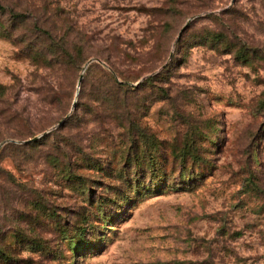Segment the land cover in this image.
Returning a JSON list of instances; mask_svg holds the SVG:
<instances>
[{"label":"rangeland","instance_id":"rangeland-1","mask_svg":"<svg viewBox=\"0 0 264 264\" xmlns=\"http://www.w3.org/2000/svg\"><path fill=\"white\" fill-rule=\"evenodd\" d=\"M0 4V264H264V0Z\"/></svg>","mask_w":264,"mask_h":264},{"label":"trees","instance_id":"trees-1","mask_svg":"<svg viewBox=\"0 0 264 264\" xmlns=\"http://www.w3.org/2000/svg\"><path fill=\"white\" fill-rule=\"evenodd\" d=\"M5 7L3 5L0 4V10H3ZM130 130L134 129L133 126H129ZM128 128V129H129ZM126 131L128 132L127 128ZM141 136L145 137L146 136L143 133H140ZM133 143H136L134 145V151L131 153H127L129 158H135L137 160V157L140 155L138 152V149L140 148V144L142 145V141H139L137 137L133 136L134 134L132 132L129 133ZM138 140V141H137ZM140 143V144H139ZM197 139L196 136H191L190 138L188 137V140L185 141V146L184 149H180L179 151H175L172 150L173 156L175 157V159H179V161H181L182 163L187 159H191L194 162H206V159L202 156V154L199 152V148L197 147ZM162 144V142H161ZM158 145V144H157ZM156 151L154 154H152L151 152L148 153V151L146 152V155L144 154L143 156L147 157L148 156V160L151 161V164L148 168H142L137 166L138 168L135 169L133 171L130 170H125V173H129L128 175H130V173L134 174V178H129L130 180H128V187L130 189H132V194H133V199H135L136 197H141L143 196L145 193H159L160 191H162V189H167L169 188L168 186V182H167V172L165 169H163V167H160L158 165H156V160L158 159L160 153H158V149L157 147ZM145 150H146V146H145ZM134 155L132 157H130L131 155ZM164 154V153H163ZM205 159V160H204ZM183 170H180V176L182 174ZM147 173H149V177H148V183H144V179L145 177H147ZM192 173V177L193 179L195 178V173L194 171H191ZM253 176H250L249 179H247V181L250 183V185L252 187H256L258 184H256V181L253 180ZM141 179V180H140ZM193 179L190 178L188 181L191 184L193 182ZM191 181V182H190ZM186 183V182H184ZM184 184L182 186H177L175 187L176 189H182L183 187H187L186 185H190V184ZM186 188V189H187ZM130 196L127 195V200L130 201ZM132 200V198H131Z\"/></svg>","mask_w":264,"mask_h":264},{"label":"water","instance_id":"water-1","mask_svg":"<svg viewBox=\"0 0 264 264\" xmlns=\"http://www.w3.org/2000/svg\"><path fill=\"white\" fill-rule=\"evenodd\" d=\"M186 25H187V23H185L184 26L181 28V30H180V32H179V34H178L179 36L181 35L182 31L186 28ZM90 61H91V60H89V61L87 62V64L90 63ZM96 61L99 62L100 60H97V59H96ZM81 79H82V76L79 77V81H80Z\"/></svg>","mask_w":264,"mask_h":264}]
</instances>
